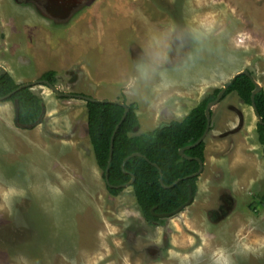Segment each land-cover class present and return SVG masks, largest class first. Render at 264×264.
<instances>
[{"label": "rangeland", "instance_id": "1", "mask_svg": "<svg viewBox=\"0 0 264 264\" xmlns=\"http://www.w3.org/2000/svg\"><path fill=\"white\" fill-rule=\"evenodd\" d=\"M48 2L0 0V63L18 83L55 70L62 92L122 101L124 70L149 31L174 22L207 36L203 77L159 114L137 103L138 133L182 120L241 70L264 88V0H77L64 18ZM195 47L188 37L181 54ZM31 89L45 105L33 127L16 124L14 101L0 100V264H264V207L252 205L264 194V147L254 108L237 93L212 110L193 203L153 225L132 186L109 192L86 100L39 82ZM225 192L230 209L212 220Z\"/></svg>", "mask_w": 264, "mask_h": 264}, {"label": "trees", "instance_id": "2", "mask_svg": "<svg viewBox=\"0 0 264 264\" xmlns=\"http://www.w3.org/2000/svg\"><path fill=\"white\" fill-rule=\"evenodd\" d=\"M252 73V72H251ZM55 70L44 72L40 79L49 80L56 84ZM10 72L0 76V97L13 91L6 100L19 102V119L22 124H33L41 116L43 99L32 91L31 87H20ZM222 87L215 88L207 94L200 103L194 107L182 120H174L169 124L142 131H135L140 127V118L137 112V103H127L126 97L122 102L129 105V112L119 126L114 138L113 156L109 167V180L113 185H121L132 179L136 201L140 207L145 221L150 224H163L165 218L154 215L155 213L172 212L185 204L189 198V188L192 186L193 194L198 191V178L190 177L180 180L171 188H165L160 178L166 185H170L181 177L189 176L199 170L200 164L196 158L206 159V140L185 153L194 159H187L180 154V149L195 143L205 132L207 127L206 107L214 100ZM255 84L246 74L239 75L226 91L224 98L234 92L244 103L252 105V92ZM223 98V99H224ZM256 106L264 119V88L255 96ZM88 110V135L95 153L96 163L102 171L103 178L110 158L111 139L119 124L125 108L118 102L86 101ZM213 113V111H211ZM257 131L259 141L264 147V124L258 122ZM139 152L142 155L130 157L122 169L123 161L131 154ZM264 152V148H263ZM153 163L158 164L159 167ZM109 192L119 195L124 188H115L107 185ZM254 207H264V194L255 196L252 201ZM251 205V204H250Z\"/></svg>", "mask_w": 264, "mask_h": 264}, {"label": "clouds", "instance_id": "3", "mask_svg": "<svg viewBox=\"0 0 264 264\" xmlns=\"http://www.w3.org/2000/svg\"><path fill=\"white\" fill-rule=\"evenodd\" d=\"M188 37L196 47L181 54ZM206 39L203 32L195 28L186 32L174 22L166 29L149 31L141 53L124 70L123 95L130 103L146 104L159 114L169 107L177 89L186 87L198 75L203 77L201 61ZM174 47L179 50L176 55Z\"/></svg>", "mask_w": 264, "mask_h": 264}, {"label": "water", "instance_id": "4", "mask_svg": "<svg viewBox=\"0 0 264 264\" xmlns=\"http://www.w3.org/2000/svg\"><path fill=\"white\" fill-rule=\"evenodd\" d=\"M49 6L51 7L50 13L53 16H55V14L52 13L53 9H56L58 11L61 10L63 12V14H61V16L62 15L64 16V14L67 11H69V8L65 7L64 0H51ZM7 72H8V68L0 63V76L3 75V74H6ZM241 74L248 75L251 78V80L253 81V83L255 84V89L253 90L252 96H251L252 106H253L254 111L256 113V116L258 118V122H260L261 124H264V119H263L262 115L260 114V112H259V110H258V108L256 106V101H255L256 94H258L263 89L262 88V84L256 78H254L253 74L248 69L241 70V71L235 73V75L232 77V79L224 87L221 88V90L218 93L217 97L214 100H212V101H210L208 103V105L206 107V116H207V127H206V130H205L204 134L195 143L187 145V146L182 147L180 149V154L183 157H185L187 159H194L193 157L188 156L185 153V151L187 149L195 147L196 145L200 144L201 142H203L206 139V137L208 136V134L210 132V129H211V117H212V112L211 111L216 106V104H218L224 98V95H225L226 91L228 90V88L230 87V85L232 84V82ZM37 82L43 83L46 86H48L59 97H80V98H82V99H84L86 101H93V102H96V101L118 102L119 104H121L125 108L124 114H123L119 124L117 125V127L115 129V132H114V134L112 136V139H111L110 158H109V162H108L107 171H106V174H105V181H106L108 186L115 187V188H125L127 186H132V184L134 183L135 178H136L134 174H132V179L129 182L121 184V185H113V184L110 183L109 173H108L109 167H110L111 161H112V156H113V147H114L115 133L117 132V130H118L119 126L121 125V123L126 118L128 112H129V109H130L129 105L127 103H125V102H122V101L100 100V99L88 97V96H85V95H82V94H74V93H71V92H62L56 84H53L49 80H43V79H39L37 81H32V82H25V83L20 85L18 90L22 89V88H25V87H32ZM15 92L16 91H13V92H11V93L3 96V97H0V100H5V99L9 98ZM15 108H16V110H15V122H16V124H18V125H20L22 127H28V128L33 127L34 125H36L39 122H41L43 120L44 116H45V105L43 104L42 114H41L40 118L35 123H33V124H22V123H20V119H19L20 108H19V102L17 100L15 101ZM138 128L139 127H136L135 131H137ZM136 155H142V154L139 153V152H135V153L131 154L130 156H128V157H126L124 159L123 164H122V169H123V171L125 173H129V171H127L126 168H125V163L130 159V157L136 156ZM196 159L198 160V162L200 164L199 170L197 172H195V173H193V174H191L189 176H186V177H181V178H179L178 180H176L175 182H173L170 185H166L164 183V181H163V178L161 177L160 181H161L162 185L165 188H171L174 185H176L180 180H184V179H187V178H190V177L200 176L202 174L203 170H204L205 161H203L201 158H196ZM153 164L155 166L159 167L158 164H156V163H153ZM159 170H160L161 175H162V171H161L160 167H159ZM194 198H195V196L193 194V188H192V186H190V188H189V198H188V200L186 201L185 204L181 205L180 207H178L177 209H175L172 212H166V213H155L154 212V215L162 217V218L173 216L174 214H177V213L183 211L186 207H188L190 204H192L193 201H194ZM226 207H227V205L223 204L219 209L212 210L209 214L212 215V217H215L214 219H216L218 217H222V216H224L225 214L228 213L227 209H230V208L225 209Z\"/></svg>", "mask_w": 264, "mask_h": 264}, {"label": "flooded vegetation", "instance_id": "5", "mask_svg": "<svg viewBox=\"0 0 264 264\" xmlns=\"http://www.w3.org/2000/svg\"><path fill=\"white\" fill-rule=\"evenodd\" d=\"M40 2H41V0H40ZM50 2H51V0H49L48 3H50ZM64 4H65V7L69 8V11H67L68 13L66 12L64 14V16L63 15L61 16V14H63V12L61 10L58 11L56 9H53L52 13L55 14V17H59V18H64L65 16L67 17V15L71 14L73 9L78 5L77 4V0H64ZM47 8H48V10L50 12L51 7L49 5H47ZM262 88H263V86H262ZM220 199H221V202H222L221 204H223V202H225L226 204H228L227 206L230 205L231 199L229 198L228 194H226V192L220 197ZM214 218L215 217H211L212 220H215Z\"/></svg>", "mask_w": 264, "mask_h": 264}]
</instances>
